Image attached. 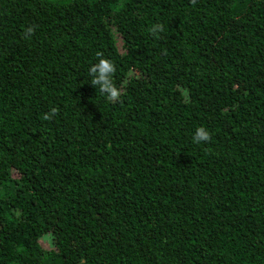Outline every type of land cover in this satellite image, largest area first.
I'll list each match as a JSON object with an SVG mask.
<instances>
[{"label": "trees", "instance_id": "1", "mask_svg": "<svg viewBox=\"0 0 264 264\" xmlns=\"http://www.w3.org/2000/svg\"><path fill=\"white\" fill-rule=\"evenodd\" d=\"M0 264H264V0H0Z\"/></svg>", "mask_w": 264, "mask_h": 264}, {"label": "clouds", "instance_id": "2", "mask_svg": "<svg viewBox=\"0 0 264 264\" xmlns=\"http://www.w3.org/2000/svg\"><path fill=\"white\" fill-rule=\"evenodd\" d=\"M194 2V0H193ZM155 29H153L154 31ZM31 32L32 29L27 30ZM99 57L98 61L92 64L89 68V74L92 77L91 83L94 86L99 85V92L106 94V98L112 102L118 100L121 96V90L113 83L112 76L116 69L113 62L107 58H104L101 53H97ZM56 108H52L50 113L44 114V119H51L53 115L57 113ZM211 139L210 133L204 128L199 127L196 129V133L193 137L194 142L200 143L202 141H209Z\"/></svg>", "mask_w": 264, "mask_h": 264}]
</instances>
